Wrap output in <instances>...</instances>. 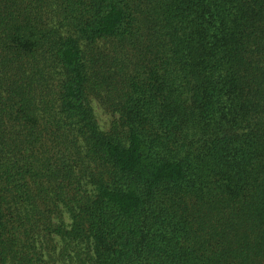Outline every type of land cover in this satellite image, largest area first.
<instances>
[{"label":"trees","instance_id":"obj_1","mask_svg":"<svg viewBox=\"0 0 264 264\" xmlns=\"http://www.w3.org/2000/svg\"><path fill=\"white\" fill-rule=\"evenodd\" d=\"M0 264H264V0H0Z\"/></svg>","mask_w":264,"mask_h":264}]
</instances>
